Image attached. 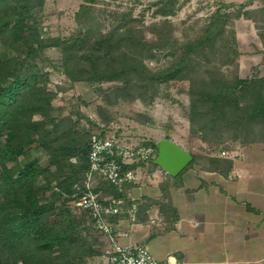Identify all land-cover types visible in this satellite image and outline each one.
<instances>
[{"label": "trees", "instance_id": "16d2710c", "mask_svg": "<svg viewBox=\"0 0 264 264\" xmlns=\"http://www.w3.org/2000/svg\"><path fill=\"white\" fill-rule=\"evenodd\" d=\"M97 2H80L74 11L78 26L67 35H53L48 18L57 11L48 9L47 0H0V264H90L106 246L87 211L72 202L89 168L92 131L72 116H81L79 111L55 104L58 90L51 86L48 66L97 90L103 82H115L119 99L140 97L148 103L163 84L187 82L182 89L190 96L191 130L211 149L264 141V76H240L234 28L240 16L264 28V7L247 8L253 0L215 2L194 32L181 39L167 18L176 0L155 2V13L166 18L146 27L153 38L131 9L105 30ZM49 47L60 51V63L49 60L46 67ZM163 54L168 58L159 66L147 62ZM104 97L114 103L109 92ZM146 143L157 153L155 140ZM193 154L187 167L203 161ZM206 161L224 172L232 167L229 158L206 156ZM100 186L104 193L125 196L111 182Z\"/></svg>", "mask_w": 264, "mask_h": 264}, {"label": "crops", "instance_id": "0c3cea01", "mask_svg": "<svg viewBox=\"0 0 264 264\" xmlns=\"http://www.w3.org/2000/svg\"><path fill=\"white\" fill-rule=\"evenodd\" d=\"M262 7L264 0H253L247 8ZM234 28L240 76H264V28L245 16L234 20ZM170 138L202 155L203 161L176 176L149 163L152 175L125 187L137 197L140 210L133 224L125 214L117 220L120 228L129 230L122 239L146 244L169 264H264V141L237 142L222 154V149L197 152L182 139ZM197 140L188 139L195 148ZM206 156L229 158L232 167L225 172L209 167Z\"/></svg>", "mask_w": 264, "mask_h": 264}, {"label": "rangeland", "instance_id": "374dc122", "mask_svg": "<svg viewBox=\"0 0 264 264\" xmlns=\"http://www.w3.org/2000/svg\"><path fill=\"white\" fill-rule=\"evenodd\" d=\"M82 1L47 0L48 9L57 11L48 18L51 34L67 35L78 26L74 11ZM157 1L160 0H98L95 5L105 30L118 22L117 17L121 12L131 9L132 16L138 18L136 21L138 26L149 38H153L154 34L146 27L152 22L166 18L164 15L155 13ZM215 2L219 3L221 0H176L175 12L167 16L173 24L174 34L181 39L186 34H192L193 26L198 27L202 20L216 8ZM45 54L49 58L43 61L46 67L49 60L52 65L60 63L61 53L55 47L46 49ZM167 58L163 54L159 60H147V62L150 66L156 67L164 63ZM47 68L51 70V86L58 90L55 104L64 105L66 112L79 111L81 116L78 113H73L72 116L79 117L81 124L91 128L92 133L101 126L103 128L107 126L109 131H118L122 136L129 138V142L133 144L150 142V140L171 135L182 139L188 147H192L191 149L197 152L201 151V148L213 151L220 149V147L211 149L208 145L205 148L206 144L198 143L201 140L199 133L191 130L192 123L187 115L190 96L182 89L187 82L163 84L159 95L148 103L140 97L131 100L119 99L113 94L115 82H103L101 90H97L96 85L84 81L71 82L62 71L52 69L50 66ZM227 68L230 69V67ZM107 92L112 95L114 103L104 97ZM99 106H103L104 110H100ZM102 111L109 117V124L104 122L105 117ZM91 120H95L97 124H93ZM191 137L199 140L196 141L198 144L196 148L188 141ZM191 142L195 143L193 140ZM102 260V256H96L90 264H101L104 261Z\"/></svg>", "mask_w": 264, "mask_h": 264}, {"label": "built area", "instance_id": "2783aa9c", "mask_svg": "<svg viewBox=\"0 0 264 264\" xmlns=\"http://www.w3.org/2000/svg\"><path fill=\"white\" fill-rule=\"evenodd\" d=\"M101 127L91 135L89 168L82 187L73 192L72 202L87 211L86 216L106 237L103 264H169L168 260L157 258L146 244L124 241L122 237L128 236L129 230L120 228L111 219L123 213L131 224L137 221V197L124 186L140 184L149 174L148 164L153 162L156 148L146 142L133 144L118 131H105ZM103 180L116 185L125 196L103 193L100 187Z\"/></svg>", "mask_w": 264, "mask_h": 264}, {"label": "water", "instance_id": "95a60500", "mask_svg": "<svg viewBox=\"0 0 264 264\" xmlns=\"http://www.w3.org/2000/svg\"><path fill=\"white\" fill-rule=\"evenodd\" d=\"M157 147L153 162L172 176L178 175L193 160V152L170 137L155 139Z\"/></svg>", "mask_w": 264, "mask_h": 264}]
</instances>
